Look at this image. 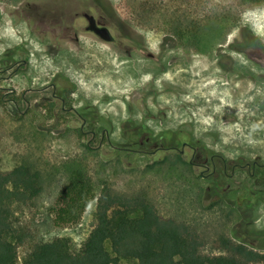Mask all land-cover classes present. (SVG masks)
I'll return each instance as SVG.
<instances>
[{
  "label": "rangeland",
  "instance_id": "1",
  "mask_svg": "<svg viewBox=\"0 0 264 264\" xmlns=\"http://www.w3.org/2000/svg\"><path fill=\"white\" fill-rule=\"evenodd\" d=\"M27 1L0 0V95L12 114H24L17 142L37 159L45 179L35 201L17 209L30 235L18 246V264L34 242L66 237L78 249L94 227L97 197L76 225L53 221L51 208L66 178L63 163L71 159L86 166L96 196L106 186L148 199L162 217L197 232L205 253H225L224 237L264 254V204L254 214L232 212L233 195L206 198L199 168L172 154H150L161 133L174 138L183 131L227 161L264 162V0H103L113 7L112 41L83 29L84 19L75 22L78 34H66L60 20L45 15L41 0L32 7ZM24 60L12 73L15 61ZM196 66L205 69L192 76ZM59 77L71 86L66 104L88 121L84 131L77 114L53 107L51 87L23 98L27 88ZM225 81L250 90L234 95ZM224 104H239L245 114L223 118L218 111ZM104 130L108 137L100 145ZM17 149L10 140L0 145V168L15 163Z\"/></svg>",
  "mask_w": 264,
  "mask_h": 264
},
{
  "label": "trees",
  "instance_id": "2",
  "mask_svg": "<svg viewBox=\"0 0 264 264\" xmlns=\"http://www.w3.org/2000/svg\"><path fill=\"white\" fill-rule=\"evenodd\" d=\"M5 101L0 95V145L10 140L19 157L10 168H0V264H18V246L30 235L17 209L35 201L44 190L45 179L37 159L17 142L16 127L24 122V114H12ZM86 148L91 150L88 143ZM176 160L192 168L179 156ZM63 169L66 178L51 208L54 223L60 227L76 225L97 197L96 223L78 249H72L66 237L37 241L20 264H121L122 259H133L134 264H264L263 253L244 241L235 243L224 237L219 242L225 253H205L197 232L162 217L148 199L125 197L106 186L96 196L85 165L71 159L63 163Z\"/></svg>",
  "mask_w": 264,
  "mask_h": 264
},
{
  "label": "flooded vegetation",
  "instance_id": "3",
  "mask_svg": "<svg viewBox=\"0 0 264 264\" xmlns=\"http://www.w3.org/2000/svg\"><path fill=\"white\" fill-rule=\"evenodd\" d=\"M41 3L40 6H44L42 7L46 16H55L64 24L66 34H78L79 27L75 22L79 19H84L85 22L82 28L96 35L89 29L90 17H93L95 24L98 26L107 27L110 33L111 27L114 26V22L110 20L113 17V11L103 0H41ZM37 4L36 0L26 2V5L31 7L37 6ZM121 36L123 38L130 36L129 38H132L131 34ZM112 40H114V36ZM132 47L135 46L132 45ZM25 62V60L22 62L15 61L12 65L14 67L12 73L24 65ZM48 87H51L50 98L54 100V104H56L54 106L57 109L60 108L58 109L60 111H71L77 114L82 119L80 128L84 131V127L88 124L87 119L77 111L74 105L66 104L68 100L66 92L71 89L67 79L59 77L44 86L38 88L29 87L23 93V98L25 99L27 92L33 90L42 91ZM96 130V128L88 130V132H91L92 139L96 137ZM170 133H161L154 139V147L150 154L155 155L158 152H163L166 155L172 154L180 158L188 154L187 163L194 169L199 168V178L207 181L204 189L206 198L212 200L218 197L225 199L226 196L233 195L230 201L232 212L239 214H254L264 204V162H260L258 158L244 161L241 157L227 161L219 153L213 152L199 140H193L186 132L178 131L175 133L176 137L174 138ZM105 135L108 137L106 130L100 135V145ZM171 137L175 140H171ZM165 138L169 141H164ZM150 139V136L146 137L145 144ZM118 149L124 150L125 148L118 147ZM239 170L247 171L246 178L240 177L237 173Z\"/></svg>",
  "mask_w": 264,
  "mask_h": 264
},
{
  "label": "bare ground",
  "instance_id": "4",
  "mask_svg": "<svg viewBox=\"0 0 264 264\" xmlns=\"http://www.w3.org/2000/svg\"><path fill=\"white\" fill-rule=\"evenodd\" d=\"M154 46V45H153ZM152 48V47H151ZM198 68V69H196ZM203 69L205 68H202L200 66H196L194 67H190V72H191V75L192 76H197L199 73H201L203 71ZM196 70L198 72H196ZM190 85H192V81L188 82ZM225 84H227L229 87H234V90L231 88L232 92L237 95H239V92L243 91L245 94H247V91L250 90V87H245L244 89L241 88L240 86H242V84H237V83H233L231 81H225L224 82ZM179 84V83H178ZM181 86H184L183 84ZM159 87V85H158ZM185 87V86H184ZM160 88V87H159ZM186 88V87H185ZM231 92V91H230ZM219 114L220 116H222L223 118H227L228 116H230L231 114H239V117H240V114L243 113L245 114V111L244 109H240V105L238 104V106L236 107L234 104H224L222 106L219 107Z\"/></svg>",
  "mask_w": 264,
  "mask_h": 264
},
{
  "label": "water",
  "instance_id": "5",
  "mask_svg": "<svg viewBox=\"0 0 264 264\" xmlns=\"http://www.w3.org/2000/svg\"><path fill=\"white\" fill-rule=\"evenodd\" d=\"M89 29L92 30L102 40L111 41L113 39L109 29L107 27L98 26L95 24L93 17L89 18Z\"/></svg>",
  "mask_w": 264,
  "mask_h": 264
}]
</instances>
